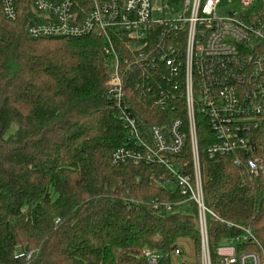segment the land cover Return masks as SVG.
<instances>
[{"label":"trees","instance_id":"trees-1","mask_svg":"<svg viewBox=\"0 0 264 264\" xmlns=\"http://www.w3.org/2000/svg\"><path fill=\"white\" fill-rule=\"evenodd\" d=\"M15 6V22L0 10V264H147L144 250L161 256L157 264H171L165 256L182 239L199 253L193 205H162L180 199L158 183L162 169L111 161L125 131L106 98L110 62L102 39L33 40L29 0ZM132 105L143 133L175 118L186 128L181 95L174 111L152 108L146 94ZM196 123L207 207L249 228L264 253V174L255 178L230 158L207 161L213 136L203 117ZM257 157L264 165V150ZM174 160L191 171L188 144ZM236 233L209 221L210 249Z\"/></svg>","mask_w":264,"mask_h":264},{"label":"built area","instance_id":"built-area-1","mask_svg":"<svg viewBox=\"0 0 264 264\" xmlns=\"http://www.w3.org/2000/svg\"><path fill=\"white\" fill-rule=\"evenodd\" d=\"M29 5L26 32L33 40L102 39L110 62L106 98L125 131L112 163L161 168L158 183L173 186L180 197L162 204L164 209L195 208L198 263L178 245L165 258L171 264H264L251 230L221 220L205 203L196 123L203 117L213 136L203 152L207 161L230 158L255 178L264 174L257 157L264 150V0H183L178 7L165 0H29ZM0 10L4 20H17L15 0H0ZM142 94L160 111L176 110L173 103L181 95L186 128L175 118L141 132L132 104ZM187 144L189 173L174 160ZM209 221L237 233L211 250ZM142 255L147 264L161 259L149 250Z\"/></svg>","mask_w":264,"mask_h":264},{"label":"rangeland","instance_id":"rangeland-1","mask_svg":"<svg viewBox=\"0 0 264 264\" xmlns=\"http://www.w3.org/2000/svg\"><path fill=\"white\" fill-rule=\"evenodd\" d=\"M170 189H174L173 186H169ZM178 246L184 251V253L186 255H190L191 254V249L192 247L190 246L189 241L182 239L178 242ZM197 253V254H196ZM195 258L197 261H199V253L195 252Z\"/></svg>","mask_w":264,"mask_h":264}]
</instances>
